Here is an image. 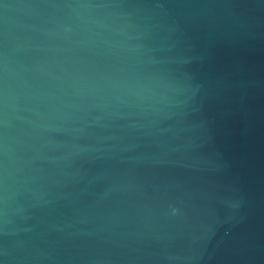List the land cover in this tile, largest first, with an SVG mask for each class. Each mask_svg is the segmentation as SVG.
I'll return each instance as SVG.
<instances>
[{
    "label": "water",
    "instance_id": "obj_1",
    "mask_svg": "<svg viewBox=\"0 0 264 264\" xmlns=\"http://www.w3.org/2000/svg\"><path fill=\"white\" fill-rule=\"evenodd\" d=\"M0 264H264V0H0Z\"/></svg>",
    "mask_w": 264,
    "mask_h": 264
},
{
    "label": "clouds",
    "instance_id": "obj_2",
    "mask_svg": "<svg viewBox=\"0 0 264 264\" xmlns=\"http://www.w3.org/2000/svg\"><path fill=\"white\" fill-rule=\"evenodd\" d=\"M172 211H173V214L175 215L178 212V209L174 208Z\"/></svg>",
    "mask_w": 264,
    "mask_h": 264
}]
</instances>
